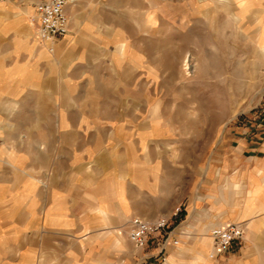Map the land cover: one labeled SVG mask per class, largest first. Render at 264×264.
I'll return each mask as SVG.
<instances>
[{
  "label": "crops",
  "instance_id": "obj_1",
  "mask_svg": "<svg viewBox=\"0 0 264 264\" xmlns=\"http://www.w3.org/2000/svg\"><path fill=\"white\" fill-rule=\"evenodd\" d=\"M39 1L0 0V209L38 236L28 264H121L111 253L123 252L132 215L153 220L178 205L184 213L169 238L180 237L181 250L171 241L135 249L128 238L137 264H191L185 258L196 254L201 264L214 227L249 221L254 231L264 220V141L208 155L127 144L113 126L122 120L103 118L104 88L88 70L106 58L104 45L125 41L124 26L101 15L99 0H79L50 51L31 22ZM214 1L264 12V0Z\"/></svg>",
  "mask_w": 264,
  "mask_h": 264
},
{
  "label": "rangeland",
  "instance_id": "obj_2",
  "mask_svg": "<svg viewBox=\"0 0 264 264\" xmlns=\"http://www.w3.org/2000/svg\"><path fill=\"white\" fill-rule=\"evenodd\" d=\"M99 3L104 18L124 26L119 32L124 31L125 41L104 45L106 58L88 70L95 86L99 80L104 88L103 118L111 123L114 117L122 120L112 125H118L117 133L125 135L127 144L141 139L151 150L173 148L208 155L213 150L252 148L264 141V12L232 11L230 5L214 0ZM33 24L37 31V23ZM115 53H120L119 59H114ZM178 206L182 211L170 216L166 233L152 238L145 248L165 247L161 243L172 235L184 213L183 205ZM2 213L0 209V264H28L33 256L36 261L38 236L26 237L23 221L13 224L9 220L13 215ZM231 223H242L244 236L226 249H216L210 234L201 264H264V220H257L254 231L249 221ZM124 236L123 252H113L111 257L119 256L121 264H137L132 245L139 248L129 238L131 245L126 231ZM175 239L177 245L172 243ZM169 241L181 250L180 237ZM177 255L184 259L181 252ZM196 256L185 259L197 264ZM172 259L173 264H181ZM153 260L166 262L164 257Z\"/></svg>",
  "mask_w": 264,
  "mask_h": 264
},
{
  "label": "built area",
  "instance_id": "obj_3",
  "mask_svg": "<svg viewBox=\"0 0 264 264\" xmlns=\"http://www.w3.org/2000/svg\"><path fill=\"white\" fill-rule=\"evenodd\" d=\"M77 0H40L35 6V14L32 17V23H37V39L48 45L50 51H53V43L65 37L70 29V17L67 8L76 4ZM182 209L176 207L173 217L179 216ZM172 217L160 216L156 219L149 220L141 216L132 218L129 226V238L132 243L139 249L147 247L149 241L158 235H164L170 227ZM245 227L242 223H230L225 226H216L211 230V236L216 249H226L234 242L244 236ZM170 236V235H169ZM169 241L165 238L164 243ZM174 245L179 241L172 240Z\"/></svg>",
  "mask_w": 264,
  "mask_h": 264
},
{
  "label": "bare ground",
  "instance_id": "obj_4",
  "mask_svg": "<svg viewBox=\"0 0 264 264\" xmlns=\"http://www.w3.org/2000/svg\"><path fill=\"white\" fill-rule=\"evenodd\" d=\"M169 264L171 263V264H173L174 262H173V259L172 258H170V260H169V262H168ZM167 263V264H168Z\"/></svg>",
  "mask_w": 264,
  "mask_h": 264
}]
</instances>
